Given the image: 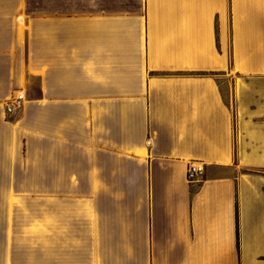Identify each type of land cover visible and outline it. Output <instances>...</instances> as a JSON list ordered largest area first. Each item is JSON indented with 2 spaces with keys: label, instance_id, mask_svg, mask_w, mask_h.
<instances>
[{
  "label": "crops",
  "instance_id": "1",
  "mask_svg": "<svg viewBox=\"0 0 264 264\" xmlns=\"http://www.w3.org/2000/svg\"><path fill=\"white\" fill-rule=\"evenodd\" d=\"M20 1L0 0V264H264V0H47L46 52Z\"/></svg>",
  "mask_w": 264,
  "mask_h": 264
},
{
  "label": "rangeland",
  "instance_id": "2",
  "mask_svg": "<svg viewBox=\"0 0 264 264\" xmlns=\"http://www.w3.org/2000/svg\"><path fill=\"white\" fill-rule=\"evenodd\" d=\"M21 3H30V4H35L36 8L34 7V11L30 12L31 18L32 19H36L37 22H42V26L41 25H37L36 26L38 28H41L42 32H37L36 31V43L35 44V49L36 51H41V52H46V49L43 51L44 47H47V0H29V1H20ZM46 9V10H45ZM29 14V13H28ZM69 16H72L73 18H75L74 13L70 14V13H66ZM25 21V17L21 18V22L24 23ZM217 79V82H219V84H221L222 87V91L223 94L225 95V98L228 99L229 93H230V87H231V82H230V76L226 75V76H217L215 77ZM23 95V94H22ZM13 98V97H12ZM8 102V101H7ZM5 103V110H6V104ZM24 105H26V101H25V97L23 95V107ZM21 109V110H22ZM6 114L8 116H10L11 114L7 113L6 110ZM12 118V117H10ZM39 198H37L38 200ZM5 203H4V209L6 212H11L12 215H16V214H42L44 212L47 211V204L42 203V202H24L22 199H18V197H10L5 199Z\"/></svg>",
  "mask_w": 264,
  "mask_h": 264
},
{
  "label": "built area",
  "instance_id": "3",
  "mask_svg": "<svg viewBox=\"0 0 264 264\" xmlns=\"http://www.w3.org/2000/svg\"><path fill=\"white\" fill-rule=\"evenodd\" d=\"M22 107H23V97L20 95L14 96L12 99L8 100L6 104L7 113L11 115L21 110ZM204 172H205L204 164L198 162L191 163L188 168L189 181H195L197 178L201 177L204 174Z\"/></svg>",
  "mask_w": 264,
  "mask_h": 264
},
{
  "label": "bare ground",
  "instance_id": "4",
  "mask_svg": "<svg viewBox=\"0 0 264 264\" xmlns=\"http://www.w3.org/2000/svg\"><path fill=\"white\" fill-rule=\"evenodd\" d=\"M18 95H20V96H22V97H23L22 93H18Z\"/></svg>",
  "mask_w": 264,
  "mask_h": 264
},
{
  "label": "trees",
  "instance_id": "5",
  "mask_svg": "<svg viewBox=\"0 0 264 264\" xmlns=\"http://www.w3.org/2000/svg\"><path fill=\"white\" fill-rule=\"evenodd\" d=\"M238 214V213H237ZM239 238V237H238Z\"/></svg>",
  "mask_w": 264,
  "mask_h": 264
}]
</instances>
